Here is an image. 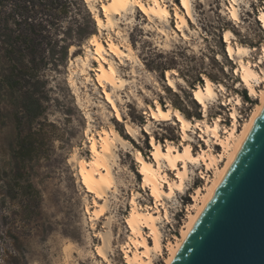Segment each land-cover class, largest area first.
<instances>
[{
    "label": "rangeland",
    "instance_id": "obj_1",
    "mask_svg": "<svg viewBox=\"0 0 264 264\" xmlns=\"http://www.w3.org/2000/svg\"><path fill=\"white\" fill-rule=\"evenodd\" d=\"M102 2L93 0L94 8L86 0L74 2L62 20L61 37L68 39L64 34L73 29V40L78 37V28L84 29V36L73 41L75 49L70 48L63 62L46 65L45 52L40 69L31 76L24 68L29 58L24 57L21 63L17 53L7 54L6 49L20 48L14 20L20 18L21 7L28 6L39 20L46 18L45 6L37 2L32 11V0H0V264H126L121 245L129 236L125 220L130 200L134 193H140L143 206L151 205L152 199L140 187L141 175L133 154L116 145L113 171L117 187L100 201H106L105 215L91 219L88 210H94V196L85 191L71 162L76 153L89 157V121L92 130L114 127L133 149L150 158V135L143 130L149 120L146 110L158 101L164 108L171 105L179 109L188 119L202 120L201 107L191 91L204 84V76L241 96L243 120L248 119L257 103L247 90L235 88L239 78L235 63L226 53L224 34L232 31L235 43L260 49L264 31L257 15L264 0H245L239 24L225 10L229 0H191L193 19L186 15L181 0H166L170 11L167 22H150L136 8L132 15L114 16L112 30L100 31L97 18L107 21ZM176 11L186 15L189 29L176 28ZM117 32L121 35L117 36ZM94 35L104 44L112 36L121 47L129 45L133 50L135 60L106 55L125 81L124 89L107 86V91L125 120L138 127L137 139L114 117L104 88L95 78L98 62L93 57L86 66L77 61L86 59V49H91ZM83 69H87L84 75ZM167 72H175L177 76L171 77L185 84L177 81L178 90L170 88ZM227 113L225 107L216 104L210 108L209 118H227ZM227 120L224 125H230ZM151 127L155 139L162 144L167 140L176 144L181 141L177 125L152 121ZM193 138L196 153L204 145L197 135ZM200 172L191 170L185 194L166 200L171 223L165 219L158 222L165 243L180 236L187 221V207L193 204L192 195L206 183ZM170 176L174 178L171 173ZM103 239L107 241L106 258L97 252ZM166 256V251L154 255L153 264H165Z\"/></svg>",
    "mask_w": 264,
    "mask_h": 264
},
{
    "label": "bare ground",
    "instance_id": "obj_2",
    "mask_svg": "<svg viewBox=\"0 0 264 264\" xmlns=\"http://www.w3.org/2000/svg\"><path fill=\"white\" fill-rule=\"evenodd\" d=\"M92 1L86 0L91 8H94ZM181 3L186 15L193 19L191 0H181ZM243 3L245 0H229L225 9L230 19L237 24L241 22L240 11ZM136 8L140 9L150 22L155 19L167 22L170 19L166 0H103L102 10L107 21L104 23L97 18L99 30H112L114 16H124L128 13L132 15ZM246 8L250 10L249 6ZM186 15L175 12L178 20L176 28L179 30L189 29ZM257 21L264 31V7L258 12ZM120 35L119 32L117 36ZM224 41L226 53L236 65L235 75L239 78L235 83L236 90L241 88L247 90L250 97L257 101L247 120H243L240 112L244 105L241 96L229 93L223 84H217L204 76V84L196 86L191 91L193 100L201 107L202 120L188 119L179 109L171 105L164 108L158 101L155 102V107L146 110L149 120L143 126V130L150 135L152 147L150 158H146L140 150L133 149L131 143L114 127L92 130V121H89V129L86 132L89 157H81L76 153L71 159L75 164L81 185L87 193L94 196V210H88L94 221L104 216L106 212V201L105 204H100V201L106 198L110 190L117 187L113 171L116 162L114 147L120 145L124 152L133 154L138 173L141 175L140 187L152 199V204L143 206L141 200L139 201L142 198L140 193H134L130 200V209L125 220L129 236L121 245L126 264H153L154 255H163L165 251L167 254L165 264L172 263L202 207L218 187L232 157L264 104V69L262 68L264 45L257 49L235 43L236 37L232 31L225 32ZM90 46L91 49H86V59L80 58L77 61L82 62V66H86L91 57L98 62L95 78L104 88L105 98L111 105L114 117L125 125L128 134L137 139L138 127L125 120L112 95L107 91V86H112L114 90L124 89L125 81L118 76L116 68L106 55L112 54L120 59L135 60L131 46L124 45L122 47L125 50H122L121 43L112 36L104 44L96 35L90 39ZM71 49L73 51L75 47ZM86 70L83 69V75L86 74ZM172 74L177 76L175 72H167V85L177 91V81L183 85L185 82L182 79H173ZM216 104L227 109L230 125H224L223 115L209 118V110ZM152 121L179 126L181 141L178 144L168 140L165 144L158 142L152 134ZM194 135H197L204 145V147L200 146V150L196 153ZM216 147H220L221 150L218 152ZM192 169L201 170L200 175L206 183L196 188L192 195L193 204L187 207V221L181 229L180 236L165 243L158 222L165 219L171 223L166 200H173L177 194H185ZM170 173L174 178H171ZM106 246L107 241L103 239L102 244L97 248L98 254L104 258H106L104 252Z\"/></svg>",
    "mask_w": 264,
    "mask_h": 264
},
{
    "label": "water",
    "instance_id": "obj_3",
    "mask_svg": "<svg viewBox=\"0 0 264 264\" xmlns=\"http://www.w3.org/2000/svg\"><path fill=\"white\" fill-rule=\"evenodd\" d=\"M171 264H264V104Z\"/></svg>",
    "mask_w": 264,
    "mask_h": 264
},
{
    "label": "trees",
    "instance_id": "obj_4",
    "mask_svg": "<svg viewBox=\"0 0 264 264\" xmlns=\"http://www.w3.org/2000/svg\"><path fill=\"white\" fill-rule=\"evenodd\" d=\"M33 1L32 11H35V6L38 4L45 6L46 18H36L35 12L30 13L29 7H21L18 20H14L19 34L16 40L20 42V48L15 51L14 48L7 46V54L17 53L18 61L21 63L24 57L29 58L28 65L24 68L31 76L38 72L41 62L44 61V53L46 52V65L50 63H60L68 58L69 50L74 46L73 41H79V38L84 36V29L78 28V37L70 39L73 29H69L65 36L68 39L61 37L63 30L62 20L67 17L70 7L77 0H37ZM46 3L43 5L42 3ZM27 13H30L28 15ZM46 32V33H45ZM83 35V36H82ZM46 41V48L44 47ZM14 60V59H13ZM24 66V64H23ZM27 108V106H25ZM24 108V109H25Z\"/></svg>",
    "mask_w": 264,
    "mask_h": 264
},
{
    "label": "built area",
    "instance_id": "obj_5",
    "mask_svg": "<svg viewBox=\"0 0 264 264\" xmlns=\"http://www.w3.org/2000/svg\"><path fill=\"white\" fill-rule=\"evenodd\" d=\"M227 117V114L225 115ZM228 118V117H227ZM227 118H224V123L228 122ZM229 119V118H228ZM230 122V120H229Z\"/></svg>",
    "mask_w": 264,
    "mask_h": 264
}]
</instances>
